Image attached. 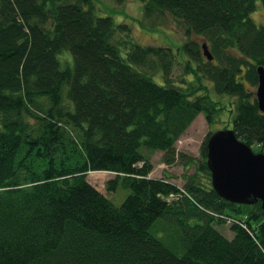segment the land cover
<instances>
[{
  "label": "trees",
  "instance_id": "trees-1",
  "mask_svg": "<svg viewBox=\"0 0 264 264\" xmlns=\"http://www.w3.org/2000/svg\"><path fill=\"white\" fill-rule=\"evenodd\" d=\"M140 1L142 28L170 17L203 43L140 44L96 0H0V264H264L261 202L212 188L214 132L201 160L180 155L197 166L184 188L150 178L155 153L174 165L195 119L222 113L212 90L238 97L231 128L264 153V113L247 86L264 66V26L251 17L264 0ZM97 172L114 176L109 194L129 191L121 205L89 181Z\"/></svg>",
  "mask_w": 264,
  "mask_h": 264
},
{
  "label": "rangeland",
  "instance_id": "rangeland-1",
  "mask_svg": "<svg viewBox=\"0 0 264 264\" xmlns=\"http://www.w3.org/2000/svg\"><path fill=\"white\" fill-rule=\"evenodd\" d=\"M99 7L106 12L103 16H112L117 23L128 22L132 26V35L134 39L146 46L169 47L175 53L179 52L180 48L189 41L196 40L200 44L203 41L194 36H187L186 28L180 22L171 19L170 17L158 20L156 28H153L150 22H146L145 26L148 29L141 27L143 20V3L140 0H126L124 3H118L113 0H96ZM114 13V14H110ZM252 19L258 26H264V9L262 3L257 4L255 12L251 15ZM144 21V20H143ZM186 59V58H185ZM176 62L179 66L175 68L173 79L179 83L182 76V69L184 68V60L182 56H178ZM192 79V76L190 77ZM189 80V79H188ZM256 92L257 87L250 86ZM204 92H201L203 94ZM211 98L219 107L224 110L216 118L215 122L210 124L204 114H200L192 125L187 129L185 134L180 138L176 144V152L178 161L174 165H167L163 163L162 158L164 153L157 152L152 156V163L154 170L150 174V178L166 179V181L184 188L188 182V177L193 176L196 172V164L192 166H184L180 160V155L185 154L187 158H192L195 161L201 160V148L203 147L208 135L218 130L230 128L232 125V110L238 100L237 96L217 95L213 90L210 92ZM114 176L105 172L91 173L89 181L95 185L103 193L106 191L107 182ZM201 178L204 176H200ZM205 178V177H204ZM208 182V178H205ZM205 182V183H206ZM109 194V193H108ZM129 191L119 188L117 193L109 194L111 200L115 205H121L127 198ZM218 230L228 239L234 237V233L230 229V224L218 226Z\"/></svg>",
  "mask_w": 264,
  "mask_h": 264
},
{
  "label": "water",
  "instance_id": "water-1",
  "mask_svg": "<svg viewBox=\"0 0 264 264\" xmlns=\"http://www.w3.org/2000/svg\"><path fill=\"white\" fill-rule=\"evenodd\" d=\"M203 51L209 61L214 60L207 44ZM257 73V103L264 113V66ZM207 166L212 188L222 199L247 206L260 201L264 214V153H255L233 129H222L208 139Z\"/></svg>",
  "mask_w": 264,
  "mask_h": 264
},
{
  "label": "flooded vegetation",
  "instance_id": "flooded-vegetation-1",
  "mask_svg": "<svg viewBox=\"0 0 264 264\" xmlns=\"http://www.w3.org/2000/svg\"><path fill=\"white\" fill-rule=\"evenodd\" d=\"M258 87V86H257ZM256 93V92H255ZM256 100H257V97H256ZM229 129H232L231 127Z\"/></svg>",
  "mask_w": 264,
  "mask_h": 264
}]
</instances>
